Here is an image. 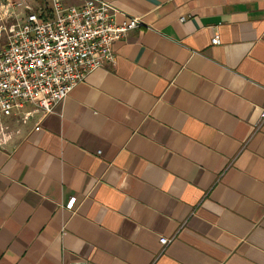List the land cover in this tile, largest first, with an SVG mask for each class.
<instances>
[{
  "label": "crops",
  "instance_id": "obj_1",
  "mask_svg": "<svg viewBox=\"0 0 264 264\" xmlns=\"http://www.w3.org/2000/svg\"><path fill=\"white\" fill-rule=\"evenodd\" d=\"M104 1L114 67L0 122V264H264V0Z\"/></svg>",
  "mask_w": 264,
  "mask_h": 264
},
{
  "label": "built area",
  "instance_id": "obj_2",
  "mask_svg": "<svg viewBox=\"0 0 264 264\" xmlns=\"http://www.w3.org/2000/svg\"><path fill=\"white\" fill-rule=\"evenodd\" d=\"M38 8L21 0H7L12 9L24 7L23 18L2 28L0 46V122L18 117L25 104L45 117L73 88L95 70L114 67L113 45L142 26L135 17L123 15L104 0H35ZM184 18H181L183 21ZM219 34L211 44L220 45ZM29 113L25 114V119ZM264 122V109L258 125ZM38 130V127L35 128ZM75 199L67 204L72 209ZM62 234L65 232L62 231ZM171 238L161 237L165 247Z\"/></svg>",
  "mask_w": 264,
  "mask_h": 264
},
{
  "label": "rangeland",
  "instance_id": "obj_3",
  "mask_svg": "<svg viewBox=\"0 0 264 264\" xmlns=\"http://www.w3.org/2000/svg\"><path fill=\"white\" fill-rule=\"evenodd\" d=\"M13 10H12V12H13L12 16L8 17V18L6 17V22L5 21L3 22L1 20V16H0V43H3L4 38H5V34L2 31V27H4L6 24H10V23L14 22L15 20H19V19L23 18L24 14H25V12L23 11L22 8H15ZM8 14H10V13H8Z\"/></svg>",
  "mask_w": 264,
  "mask_h": 264
}]
</instances>
